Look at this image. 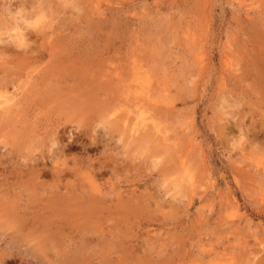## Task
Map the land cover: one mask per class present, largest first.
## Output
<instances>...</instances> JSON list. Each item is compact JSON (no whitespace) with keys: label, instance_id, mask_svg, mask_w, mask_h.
Returning <instances> with one entry per match:
<instances>
[{"label":"rangeland","instance_id":"rangeland-1","mask_svg":"<svg viewBox=\"0 0 264 264\" xmlns=\"http://www.w3.org/2000/svg\"><path fill=\"white\" fill-rule=\"evenodd\" d=\"M263 65L264 0H0V264H264Z\"/></svg>","mask_w":264,"mask_h":264},{"label":"bare ground","instance_id":"bare-ground-1","mask_svg":"<svg viewBox=\"0 0 264 264\" xmlns=\"http://www.w3.org/2000/svg\"><path fill=\"white\" fill-rule=\"evenodd\" d=\"M79 6V5H78ZM97 6V5H96ZM77 7V6H76ZM78 8H80V7H78ZM101 10H102V8H101ZM28 12V11H27ZM98 12V11H97ZM96 12V13H97ZM97 15V14H96ZM45 30H43V32H44ZM50 31V30H49ZM19 32V31H18ZM19 34V33H18ZM52 34V33H51ZM24 36V35H23ZM22 38V37H21ZM51 48V47H50ZM54 49V48H53ZM40 50V49H39ZM53 52V51H52ZM45 53V52H44ZM51 55V54H50ZM42 56V54L41 55H39L38 56V58H40ZM5 58V57H4ZM55 59V58H54ZM21 62V61H20ZM19 64V63H18ZM251 65V64H250ZM264 66V65H263ZM254 70V69H253ZM257 77V76H256ZM95 91V90H94ZM93 96V95H92ZM10 97V96H9ZM75 102H77L76 104H77V108H78V106H80V105H78V101L76 100ZM1 103V102H0ZM76 104H74L75 105V107H76ZM81 104V103H80ZM82 105L84 106V104L82 103ZM80 107H82V106H80ZM6 108V107H5ZM84 108V107H83ZM18 109V108H17ZM121 120V119H120ZM122 123H123V121H122ZM156 125V124H155ZM155 127V126H154ZM99 128V127H98ZM160 132V131H159ZM157 134V133H156ZM168 141V140H167ZM186 165V164H185ZM182 167V166H181ZM183 169V168H182ZM176 170V169H175ZM97 189V188H96ZM112 196V195H111ZM260 242V241H259ZM260 250V249H259ZM261 256V255H260ZM259 258V257H258ZM256 259H257V257H256ZM257 262H258V260H257Z\"/></svg>","mask_w":264,"mask_h":264}]
</instances>
